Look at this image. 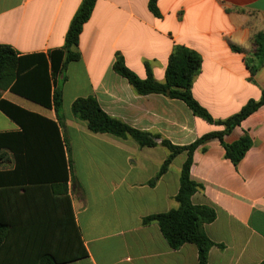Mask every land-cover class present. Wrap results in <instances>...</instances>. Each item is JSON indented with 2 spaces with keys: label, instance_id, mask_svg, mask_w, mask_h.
Here are the masks:
<instances>
[{
  "label": "crops",
  "instance_id": "crops-1",
  "mask_svg": "<svg viewBox=\"0 0 264 264\" xmlns=\"http://www.w3.org/2000/svg\"><path fill=\"white\" fill-rule=\"evenodd\" d=\"M96 0L79 35V60L65 70L63 126L53 110L9 91L1 99L56 123L28 128L27 145L39 158L24 159V182L10 185L14 214L24 229L23 253H51L62 264H197V248L171 249L154 223L142 219L177 208L174 200L186 152L176 156L153 184L168 151L139 148L130 138L93 134L71 115L78 98L93 97L108 117L128 127L185 147L223 126L208 124L187 106L163 95L139 96L112 69L119 53L125 66L145 79L164 82L173 46L201 58L192 97L213 120L237 113L264 89V65L253 75L245 58L253 37L264 31V0ZM81 0H0V45L19 56L47 54L63 46ZM20 132L0 111V134ZM247 136L250 147L234 165L224 145ZM12 152L0 150V171L16 167ZM190 176L201 185L191 202L215 212L203 230L213 246L207 264H259L264 261V105L229 133L210 139L192 154ZM74 178L78 185L71 186ZM66 181V189L62 183ZM82 251L85 257L75 259ZM6 263L0 257V264Z\"/></svg>",
  "mask_w": 264,
  "mask_h": 264
},
{
  "label": "trees",
  "instance_id": "trees-1",
  "mask_svg": "<svg viewBox=\"0 0 264 264\" xmlns=\"http://www.w3.org/2000/svg\"><path fill=\"white\" fill-rule=\"evenodd\" d=\"M96 0H81L74 13L64 37L63 46L47 54V61L43 55L19 56L11 47L0 45V111L17 124L20 132L14 134H0V150L12 152L16 159V167L12 172L0 171V257L4 264H62L56 256L46 253L41 256L24 254L22 243L24 229L20 227L23 220L14 214L11 195L7 188L10 185L24 182V159L39 158V148L29 147L27 143L28 128L37 127L38 123L45 127L56 128V123L39 115L29 112L19 106L1 99V92L9 91L45 109L53 110L57 124L63 126L62 116V84L66 80L65 70L69 63L79 60L76 50L83 25L89 20ZM157 0H149L147 8L156 18H160ZM254 52L252 57L245 58V66L253 75L264 65V31L257 33L253 39ZM146 77L138 78L124 64L119 53L114 56L113 71L127 80L135 93L139 96L157 94L169 99L183 102L192 114L208 124L223 126L221 132H211L203 135L192 144L177 147L170 142L160 139L157 135L141 132L128 127L120 121L108 117L100 109L93 97L78 98L71 104V115L86 124L93 134H109L117 138H130L139 148L160 145L168 151V155L158 173L149 185H153L166 171L171 161L186 152V159L179 173V188L174 197L177 208L166 213L151 215L142 219V225L154 223L158 226L167 245L176 250L188 243L197 248V264H207V255L213 243L206 236L203 227L215 219V212L205 205H194L192 196L201 189V185L191 179L190 167L194 150L204 142L229 133L241 121L264 105V89L258 100H249L234 115L224 120H213L209 113L192 97L191 88L195 77L201 68V58L183 46L175 45L169 55L164 74V82H157L151 74L148 64H144ZM251 143L247 136L239 138L231 145H224L225 156L236 165L249 149ZM66 189V181L62 183ZM77 182L71 179V186ZM85 257L82 251L74 258ZM259 264H264L262 261Z\"/></svg>",
  "mask_w": 264,
  "mask_h": 264
}]
</instances>
